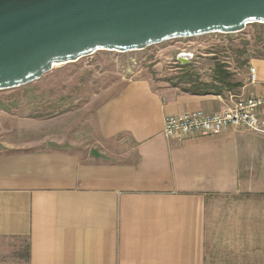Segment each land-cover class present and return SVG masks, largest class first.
<instances>
[{
	"label": "crops",
	"instance_id": "1",
	"mask_svg": "<svg viewBox=\"0 0 264 264\" xmlns=\"http://www.w3.org/2000/svg\"><path fill=\"white\" fill-rule=\"evenodd\" d=\"M248 63L236 94L131 78L70 141H4L0 240L26 242L25 264H264V134L163 133L169 115L222 112L264 94V58Z\"/></svg>",
	"mask_w": 264,
	"mask_h": 264
},
{
	"label": "water",
	"instance_id": "2",
	"mask_svg": "<svg viewBox=\"0 0 264 264\" xmlns=\"http://www.w3.org/2000/svg\"><path fill=\"white\" fill-rule=\"evenodd\" d=\"M251 23H264V0H0V90L100 50H143Z\"/></svg>",
	"mask_w": 264,
	"mask_h": 264
},
{
	"label": "rangeland",
	"instance_id": "3",
	"mask_svg": "<svg viewBox=\"0 0 264 264\" xmlns=\"http://www.w3.org/2000/svg\"><path fill=\"white\" fill-rule=\"evenodd\" d=\"M260 31L259 24L251 23L236 33L179 37L143 50H100L75 62L55 64L35 82L0 90V147L6 140H22L24 135L49 143L43 144L46 147H53L50 139L66 137L70 141L71 134L78 131L75 125L83 126L96 106L117 94L131 78L149 79L156 90L174 87V82L182 81L187 69L183 65L188 63L190 70L209 79L217 57L229 65L236 80L244 81L250 63L240 62L264 53V32ZM185 54L190 55L188 60ZM180 55L184 59H179ZM185 83L180 87H189ZM59 121L66 123L65 133L58 131ZM53 131L60 137L56 133L44 135ZM27 249L26 242L0 240V264H25Z\"/></svg>",
	"mask_w": 264,
	"mask_h": 264
},
{
	"label": "built area",
	"instance_id": "4",
	"mask_svg": "<svg viewBox=\"0 0 264 264\" xmlns=\"http://www.w3.org/2000/svg\"><path fill=\"white\" fill-rule=\"evenodd\" d=\"M249 81L257 82L254 66L250 67ZM234 129H249L264 134V94L239 96L222 112L198 110L169 115L165 118L163 133L168 140L183 141Z\"/></svg>",
	"mask_w": 264,
	"mask_h": 264
},
{
	"label": "trees",
	"instance_id": "5",
	"mask_svg": "<svg viewBox=\"0 0 264 264\" xmlns=\"http://www.w3.org/2000/svg\"><path fill=\"white\" fill-rule=\"evenodd\" d=\"M255 24H259L261 28L260 33L264 32V23ZM261 54L260 57L264 58V53ZM247 62H249V59H243L240 63L247 64ZM189 66L188 63L183 65V67L187 69L182 73V77H180V80L182 81L174 82V87H177L182 91L193 94H224L225 92L236 94L240 92V89L243 86L241 80H236L235 73L229 69V65H227L224 60L217 57L214 58V68L209 79L201 78L199 73L193 69L190 70ZM182 82H186L185 84H188L189 87H182V85L180 87L179 84ZM26 255L28 256V252Z\"/></svg>",
	"mask_w": 264,
	"mask_h": 264
}]
</instances>
